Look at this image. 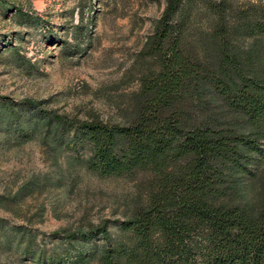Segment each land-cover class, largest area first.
<instances>
[{
	"label": "trees",
	"instance_id": "16d2710c",
	"mask_svg": "<svg viewBox=\"0 0 264 264\" xmlns=\"http://www.w3.org/2000/svg\"><path fill=\"white\" fill-rule=\"evenodd\" d=\"M196 1L213 16L206 29L191 23ZM224 9L165 0L143 47L149 67L121 120H70L0 96V128L19 141L38 132L53 161L101 177L151 174L115 236L103 219L37 243L0 220L6 249L22 247L34 264H264V4Z\"/></svg>",
	"mask_w": 264,
	"mask_h": 264
},
{
	"label": "rangeland",
	"instance_id": "374dc122",
	"mask_svg": "<svg viewBox=\"0 0 264 264\" xmlns=\"http://www.w3.org/2000/svg\"><path fill=\"white\" fill-rule=\"evenodd\" d=\"M214 1L223 2L231 14L264 4ZM164 2L0 0V96L31 99L70 120H121L149 67L143 47ZM203 4L196 1L190 12L199 29L213 22ZM16 136L0 128V220L25 227L37 243L55 231L103 219L115 236L117 223L145 199L148 171L101 177L77 163L67 165L61 156L53 161L38 132L20 141ZM34 180L40 188L19 198L18 188ZM3 237L0 233V264H34L20 254L22 247L6 249Z\"/></svg>",
	"mask_w": 264,
	"mask_h": 264
}]
</instances>
